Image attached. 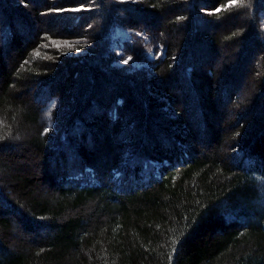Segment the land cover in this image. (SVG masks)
I'll return each instance as SVG.
<instances>
[{"label":"trees","instance_id":"obj_1","mask_svg":"<svg viewBox=\"0 0 264 264\" xmlns=\"http://www.w3.org/2000/svg\"><path fill=\"white\" fill-rule=\"evenodd\" d=\"M230 2L0 0V264H264V0ZM21 9L52 22L34 29ZM146 12L167 21L141 24ZM250 42L262 108L237 113L229 145L217 131L199 150L180 94L161 81L180 77L214 105L235 75L223 81L211 59L201 70L196 60L227 45L243 57ZM2 43L14 45L10 60ZM72 76L76 89L58 94ZM34 85L38 100L20 98ZM99 120L123 139L108 136L96 163L75 144L94 145ZM151 129L153 147L142 139ZM27 153L41 175L19 162Z\"/></svg>","mask_w":264,"mask_h":264},{"label":"rangeland","instance_id":"obj_2","mask_svg":"<svg viewBox=\"0 0 264 264\" xmlns=\"http://www.w3.org/2000/svg\"><path fill=\"white\" fill-rule=\"evenodd\" d=\"M35 4H39L40 8H44L45 0H32ZM22 13L26 15V18L31 23L34 29H40L42 26L45 25V23H50L52 20L51 18L46 17L44 21L41 19H35L33 14L31 12H28L26 10L21 9ZM1 12V11H0ZM147 14L144 15L143 18H139L138 20L141 22V24H145L148 22V24H159L161 26L166 23V18H164V15H161L160 18L155 19L153 17V14L150 12H146ZM3 14L5 15V12L0 13V21L3 17ZM167 16V14H166ZM169 17V16H168ZM167 17V18H168ZM61 20V21H60ZM63 19L59 18L55 22H57L56 26H59L63 24ZM154 21V22H153ZM232 22V20H230ZM17 29L19 31V34L22 36V40H34V37L25 30H21L18 26ZM221 30V29H220ZM117 37H128L130 32L126 29H117L114 33ZM251 44L248 47V50L244 54L243 57H240V53L238 52L237 45H233V48L229 45L223 46L219 50L216 51V55L209 57V56H202L199 57V59L196 60L198 70H201L203 68H207V63L211 59L218 70V73L221 75L223 81H226L229 76V74L234 73L235 78L233 77V81H235V85H232V91H229V88H219L216 92V98L214 105L207 101L206 99V92L205 89H199L197 91H194L191 87V84L185 83L182 81L180 77H169L165 81L162 80V84L168 85L170 88H172L174 91H176L178 94H180L181 103L180 105L185 107L187 110V117L191 120V124L193 126V132H194V141L197 144V148L204 149L210 146L212 143L211 139L214 138L215 133L223 132L225 133L227 140L226 145H229L231 138L234 137L233 135L236 133L237 130H239L242 126L239 124V121H237L238 114L242 115L245 114L246 116L250 115V110H252L254 113L259 112L262 108L261 101L256 99L257 101L253 102V95L254 92H256V88L254 85H252V82H255V69L253 67V64L257 62L259 58V52L257 47L253 42H250ZM3 46V55L10 60L11 56L14 54V45L10 48H7L4 43H2ZM241 51V50H240ZM238 52V53H237ZM239 56V57H238ZM153 59V58H151ZM230 74V75H231ZM81 75V73H80ZM66 78V79H65ZM78 78H81V76H78ZM77 77H62L57 86V93H61L68 85L71 87V90L76 89ZM252 81V82H251ZM105 81H103L104 83ZM106 87V85L104 86ZM231 87V86H230ZM36 89V86L32 87L29 91L22 92L20 95V98L24 97H32V99L35 100L39 99V96H35L34 91ZM110 89V87H109ZM233 92H236L234 94L235 96L232 97ZM71 96V97H70ZM67 97L68 100L73 102L71 99H73V96L70 95ZM139 94L137 92H134L133 97H138ZM199 96H203L204 100H202V105L199 107ZM73 104V103H72ZM70 108H66V111H68ZM88 110V108H87ZM135 109H129L127 110V114H131ZM96 114H100L99 110L98 112L95 111ZM238 113V114H237ZM237 122V124H236ZM236 124V126H234ZM212 125V127L210 126ZM93 127H99L101 128V132L99 133L98 140L93 145L90 140L85 137L84 140H80V143H76L75 145H84V147L87 150L89 159L91 161H94L96 163H101L103 161V158L107 157L110 153V149L107 144L108 136H112L114 143L118 146H120V141H122L123 137L120 133H115L116 131L113 130V126H111L110 123L107 121H97L94 122ZM140 125L137 126V129H139ZM211 127V128H210ZM192 130V128H191ZM159 130L151 129L149 130V135H144L142 139L145 140L149 145L152 147L157 144V142H161L162 139L158 135ZM23 138V135L20 137L15 136L14 141L18 142ZM164 143V142H163ZM13 144V143H12ZM15 150H17L18 145H13ZM66 152L63 154V159L70 160L72 156V152L68 150V147H66ZM62 158V157H61ZM60 156L58 159H61ZM50 159V160H49ZM47 160V170H52L53 164L51 158ZM21 164L28 167L30 170L35 172L37 175L40 174L41 170H39V165L37 164L36 157L33 153H27L25 158L19 161ZM22 165V166H23ZM51 170H50V169ZM41 175V174H40ZM41 188L45 189V185H43ZM0 207L7 209L6 202L4 199L0 198Z\"/></svg>","mask_w":264,"mask_h":264},{"label":"snow or ice","instance_id":"obj_3","mask_svg":"<svg viewBox=\"0 0 264 264\" xmlns=\"http://www.w3.org/2000/svg\"><path fill=\"white\" fill-rule=\"evenodd\" d=\"M235 3H236V0H231L230 4L228 6L231 7ZM76 10L78 11L79 9H76ZM129 59H131V58H129ZM124 62L127 63V60H125Z\"/></svg>","mask_w":264,"mask_h":264}]
</instances>
